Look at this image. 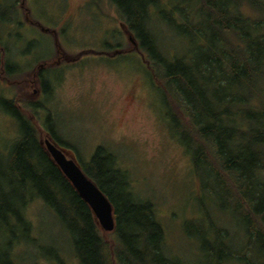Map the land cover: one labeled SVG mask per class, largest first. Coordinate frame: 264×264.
<instances>
[{"label":"trees","instance_id":"trees-1","mask_svg":"<svg viewBox=\"0 0 264 264\" xmlns=\"http://www.w3.org/2000/svg\"><path fill=\"white\" fill-rule=\"evenodd\" d=\"M109 1L137 43L133 50L142 55L150 76L163 91L175 131L191 155L201 191L198 207L204 211L207 229L220 236L225 230L212 213L231 215L245 241L243 251L230 248L228 255L213 249L212 255L204 252L206 258L199 264H264V0ZM18 4V0L12 3L14 14ZM158 20L190 42L186 52L170 54L158 47L151 30V23ZM0 21H6L5 14ZM0 48L5 53L1 41ZM6 68L7 73L15 69L8 62ZM40 81L49 95L47 80ZM20 84L27 85L21 91L27 95L29 81ZM0 100L2 112L16 127V140L0 152L7 164V173L0 165L2 235L14 237L18 226L31 237L34 225L29 207L39 201L65 227L78 264L191 263L168 253L155 203L134 192L131 175L118 166L117 156L99 146L89 162L79 153L77 158L112 204L116 224L109 243L87 203L41 144L40 132L26 111L41 107L20 97ZM47 117L44 128L51 139L71 148L57 135L52 117ZM3 181L13 194L3 191ZM230 239H220L218 244L224 248ZM28 243L39 250L36 238L24 245ZM18 244L16 240L13 246ZM8 255H3L4 260L0 256V264H18L12 251Z\"/></svg>","mask_w":264,"mask_h":264},{"label":"rangeland","instance_id":"rangeland-1","mask_svg":"<svg viewBox=\"0 0 264 264\" xmlns=\"http://www.w3.org/2000/svg\"><path fill=\"white\" fill-rule=\"evenodd\" d=\"M15 1L0 0V17L6 16L0 21L1 46L6 47L5 53L0 48V75L6 78L0 77V98L20 97L41 107L33 112L26 109L41 144L45 147L46 139L53 141L44 128L49 114L57 135L71 148L59 147L82 168L77 153L89 162L97 147L108 148L117 156L118 166L131 175L134 192L155 203L168 253L199 264L205 253L212 255V249L223 255L230 248L243 251L245 241L233 216L212 213L225 232L219 236L207 229L204 211L198 207L201 191L191 155L175 131L163 91L142 55L133 50L117 7L109 0H18L14 14ZM151 30L161 50L180 55L190 46L161 20L152 22ZM6 62L15 69L7 73ZM42 70L39 77L47 80L49 95L41 93L36 80ZM26 79L30 85L24 95L22 86L26 90L27 85L20 83ZM3 106L0 100V152L4 153L16 140V127L2 112ZM0 165L5 171L7 164L1 159ZM2 184L3 191L13 194L5 181ZM28 213L34 225L31 237L18 226L14 237L0 233L2 259L12 251L18 264H78L65 227L43 203L33 202ZM102 234L113 242L112 233ZM31 238H36L39 250L31 243L24 245ZM220 239L231 242L222 248ZM16 240L20 244L13 246Z\"/></svg>","mask_w":264,"mask_h":264},{"label":"water","instance_id":"water-1","mask_svg":"<svg viewBox=\"0 0 264 264\" xmlns=\"http://www.w3.org/2000/svg\"><path fill=\"white\" fill-rule=\"evenodd\" d=\"M129 40L133 45H137L131 36ZM45 148L62 174L87 203L101 231L114 232L116 224L114 210L104 193L86 175L77 161L73 158H68L54 141L46 139Z\"/></svg>","mask_w":264,"mask_h":264},{"label":"flooded vegetation","instance_id":"flooded-vegetation-1","mask_svg":"<svg viewBox=\"0 0 264 264\" xmlns=\"http://www.w3.org/2000/svg\"><path fill=\"white\" fill-rule=\"evenodd\" d=\"M27 18V17H26ZM39 76H41V71L40 72H38V74H37V76H36V80L38 79V81H39V83H40V85H41V93H43V95H45V92L42 90L43 89V85H42V83H41V81H40V79L42 78H40ZM49 91H50V88H49ZM49 133V132H48ZM50 135V134H49Z\"/></svg>","mask_w":264,"mask_h":264}]
</instances>
